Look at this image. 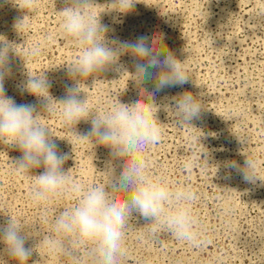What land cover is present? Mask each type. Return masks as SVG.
I'll list each match as a JSON object with an SVG mask.
<instances>
[{"label": "rangeland", "instance_id": "rangeland-1", "mask_svg": "<svg viewBox=\"0 0 264 264\" xmlns=\"http://www.w3.org/2000/svg\"><path fill=\"white\" fill-rule=\"evenodd\" d=\"M69 6L68 0H35L34 8L25 11L13 0H0V40L12 47L5 94L17 104L37 105L38 119L49 128L58 152L68 154L63 169L75 183H107L111 169L119 175L126 161L113 159L108 147L77 137L90 130V119L75 128L66 125L59 112L46 113L34 96L18 90L28 74H44L51 82L50 94L60 100L66 86L75 83L68 64L75 62L79 49L59 27L61 11ZM89 7L107 27L108 41L157 37L160 46L184 61L191 77L183 87L153 94L161 138L141 155L149 174L193 193L198 243L176 239L163 225L153 235L133 211L124 228L125 254L119 264H264V0H137L126 14L112 10L111 0H93ZM23 17L26 27L17 31L14 24ZM36 47L39 55L30 56ZM133 64L125 54L116 65L81 81L80 98L93 114L118 100L131 103L141 98V87L119 68L123 65L132 73ZM142 87L153 93L151 82ZM185 91L198 97L202 110L199 119L181 126L173 98ZM21 154L0 141V225L11 217L24 228L26 247L33 248L26 264H93V245L76 237L63 242L70 254L51 253L42 245L53 235L55 218L75 200L54 197L33 204L31 175L44 168L17 175L14 161ZM246 157L256 162L254 182L225 166L230 161L243 166ZM189 163L191 168L185 167ZM121 195L111 193L113 199ZM4 249L0 243V264H17Z\"/></svg>", "mask_w": 264, "mask_h": 264}, {"label": "clouds", "instance_id": "clouds-1", "mask_svg": "<svg viewBox=\"0 0 264 264\" xmlns=\"http://www.w3.org/2000/svg\"><path fill=\"white\" fill-rule=\"evenodd\" d=\"M22 10H30L35 0H13ZM137 0H111L116 12H130ZM70 4L61 11L59 24L61 34L79 49L74 63L68 64V75L75 83L66 86L65 95L57 100L49 89L51 82L42 75H30L18 86L21 93L34 96L46 113L59 112L66 125H77L90 119V130L81 135L82 141H93L111 149L113 159H124L119 175L111 169L107 183L81 185L75 183L64 171L63 164L69 158L67 153H59L51 139L49 128L38 119L37 105L17 104L5 94L4 80L8 74V51L11 47L0 40V141L15 146L22 153L14 161L17 175H30V170L44 168L33 178L30 199L33 204L47 203L54 197L75 200L52 224L53 235L41 243L51 253L70 254L64 248V240L73 237L93 245L89 255L93 264H119L125 254L122 247L124 228L135 211L146 221L154 235L157 227L163 225L172 235L182 241L198 243L194 226L196 218L191 212L193 193L186 187H171L161 176L149 174L143 151L159 142L161 128L153 111V94L170 87H183L191 77L184 66L167 48L160 46L157 37L140 36L134 41H108L107 27L91 12L93 0H68ZM26 27L25 17L18 19L14 28L19 31ZM38 47L30 56L39 55ZM133 58L134 72L129 73L123 65L119 68L129 74V79L141 87V98L122 103L118 100L99 111H90L86 99L80 98V84L84 78L116 65L122 55ZM151 82L153 93H145L143 85ZM174 100V111L178 125L190 124L199 119L202 106L197 96L183 92ZM59 106V107H58ZM227 168L242 175L246 182H254L256 162L247 158L243 166L236 161L227 162ZM185 167L191 168V164ZM112 192L122 193L119 199L111 197ZM47 222V218H44ZM28 235L24 228L11 217L0 225V243L5 245L7 256L17 264H26L33 253L26 247Z\"/></svg>", "mask_w": 264, "mask_h": 264}]
</instances>
